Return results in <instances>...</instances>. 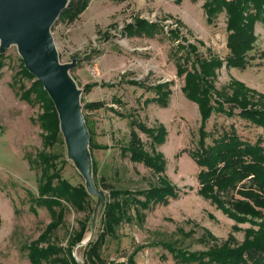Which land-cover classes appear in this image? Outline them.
Instances as JSON below:
<instances>
[{"label": "rangeland", "instance_id": "rangeland-1", "mask_svg": "<svg viewBox=\"0 0 264 264\" xmlns=\"http://www.w3.org/2000/svg\"><path fill=\"white\" fill-rule=\"evenodd\" d=\"M203 2L184 0L176 6L173 0H128L119 4L90 0L74 23L58 21L51 29L59 61L70 63L77 59L69 74L81 91L82 113L93 131V143L106 146L105 150H89L97 167L95 177L92 175L93 183L104 193L94 235L102 227L101 217L108 201L109 191L105 190V185L117 190L139 191L158 184L151 170L129 161L128 155L121 153L130 141L131 119L148 127L160 123L167 130L165 142L156 151L166 162L163 176L177 188L178 196L164 205L144 210L142 221L132 220L116 228L114 236L107 237L100 249L105 264H129V258L134 264H183L177 263L164 245L186 253L205 252L215 247L239 248L253 242L254 234L264 226V217L252 218L238 213L233 217L198 194L199 168L191 153L197 146L200 116L197 106L181 92L183 80L176 76L175 62L170 56L176 42L169 36V30L175 28L174 21L180 20L184 24L180 27L181 36L190 42L202 41L204 47L197 44L202 54L207 55L205 48H208L212 54L224 58L228 54L225 15L220 14L214 23L208 24L202 12ZM135 17L157 22L161 30L150 38H128L123 34V27ZM166 20L172 24L165 23ZM255 35L257 39L247 55L246 68L223 65L215 80L218 90L235 80L264 94V77L259 73L264 70V24H255ZM3 55L0 68V264H31L28 248L50 222L47 209L35 203L41 178L37 156L46 152L58 156L57 169L65 180L83 186L84 181L67 158L61 134V141L51 149H44L38 124L42 113L40 104H27L19 98L21 86L28 88L32 81L18 74L21 59L15 46ZM131 80L144 84L135 87L128 84ZM165 81L171 82L168 105L165 108L152 103L143 106V101L153 96L147 87ZM92 83L98 86L84 90V85ZM101 84L107 86L101 87ZM92 101H102L105 107L83 110L85 104ZM230 126L244 141L254 143L260 138L264 147V130L237 115L226 118L213 114L206 124L209 133L206 143H211ZM138 136L150 152V140L139 132ZM247 185L242 182L232 191L234 199H243L237 190ZM89 196L85 212L66 206L63 223L50 241L66 251L67 260L72 256L76 264H88L87 244L78 246V243L74 247L68 244L88 214L90 221L86 222L88 230L82 241L90 235L97 196ZM131 213L133 215V211Z\"/></svg>", "mask_w": 264, "mask_h": 264}, {"label": "trees", "instance_id": "trees-1", "mask_svg": "<svg viewBox=\"0 0 264 264\" xmlns=\"http://www.w3.org/2000/svg\"><path fill=\"white\" fill-rule=\"evenodd\" d=\"M108 1L121 3L127 0ZM182 1L173 0L178 4ZM89 2L90 0H69L54 25L58 21L65 24L74 23L86 10ZM202 7L208 24L214 23L220 14L225 15L228 54L224 58L212 54L209 49H206L207 55H204L196 44L188 43L181 37L177 29L169 31V36L176 42L170 56L175 62L176 76L183 80L182 94L188 101L197 105L200 116L197 146L191 153L199 168L198 194L204 199L211 200L218 208L227 211L233 217L238 213L252 218H262L264 217L261 211H264V147L261 139L258 138L254 143L244 141L236 133L235 128L230 126L229 130L222 132L207 144L209 133L206 131V124L213 114H220L226 118L237 115L242 120L264 130V94L251 90L235 80H231L226 87L219 90L215 87L218 71L223 65L227 68H246L247 55L257 39L255 24H264V0H204ZM155 27V24L146 20L136 19L133 23L127 24L124 31L127 36L142 34L152 36ZM3 56L0 54V68L3 65L1 63ZM18 74L32 81L28 88L21 86L22 92L19 90V98L27 104H40L42 113L38 116V124L42 131V143L44 149H51L61 141L53 103L43 90L42 84L24 68L22 61ZM129 83L134 86L141 85L137 81ZM93 86L95 84L87 85L84 90L88 91ZM147 90L152 92L153 96L146 98L143 101L144 105L156 103L161 107L167 106L171 95L170 82L147 87ZM104 107V102L92 101L86 103L83 110L95 111ZM236 110L238 113H235ZM88 131L89 150H105L106 146L93 143V131L89 128ZM137 131L150 140V152L146 151ZM166 136L167 131L163 125L148 127L131 119L130 141L121 149V153L127 154L129 161L140 163L151 170L157 176L158 184L139 191L117 190L105 185V190L109 193L101 217L102 227L85 247L88 264H105L100 249L106 238L114 236L116 228L121 224L137 219L142 221L144 210L164 205L170 198H177V188L163 176L166 166L164 157L156 151V148L165 142ZM57 157L47 152L37 156L41 178L35 203L47 209L50 222L28 248L31 264L43 262L76 264L72 256L70 261L67 260L66 251L52 245L50 241L63 223L66 206L78 212H85L88 209L90 196L82 184L72 185L61 176L60 169H57L56 165ZM92 169V175L95 177L97 167L93 160ZM242 182L243 184L247 182L248 185L237 190L243 199L236 200L232 196V191ZM89 221L88 214L85 221L79 223V229L70 238L68 247H74L83 240L85 231L88 230L86 222ZM260 229L254 234L253 242L239 248L215 247L198 253L177 251L170 245H164V248L177 263L183 264H264V226L261 225ZM128 263L134 264L133 259L129 258Z\"/></svg>", "mask_w": 264, "mask_h": 264}, {"label": "water", "instance_id": "water-1", "mask_svg": "<svg viewBox=\"0 0 264 264\" xmlns=\"http://www.w3.org/2000/svg\"><path fill=\"white\" fill-rule=\"evenodd\" d=\"M68 1L0 0V54L15 46L24 68L42 84L57 114L67 158L80 173L87 194L97 196L90 235L78 244L83 246L94 237L104 193L92 180L90 135L82 113L81 91L69 74L77 59L61 63L51 33Z\"/></svg>", "mask_w": 264, "mask_h": 264}, {"label": "crops", "instance_id": "crops-1", "mask_svg": "<svg viewBox=\"0 0 264 264\" xmlns=\"http://www.w3.org/2000/svg\"><path fill=\"white\" fill-rule=\"evenodd\" d=\"M128 1V0H127ZM184 1V0H183ZM182 1V2H183ZM194 1V0H193ZM111 2V1H110ZM126 2V1H125ZM181 2V3H182ZM113 3H115V2H113ZM121 3H124V2H121ZM175 3V2H174ZM181 3H175V5L176 6H178V5H180ZM119 4V3H118ZM87 9V8H86ZM85 12V11H84ZM83 12V13H84ZM202 12H203V14L205 15V12H204V10H203V7H202ZM82 13V14H83ZM176 13V12H175ZM170 15H172V16H175V15H173V13H170ZM136 19H143V20H146V21H148L147 19H144V18H142V17H135L133 20H131L129 23H126L125 25H124V27L127 25V24H131V23H133ZM205 19H206V15H205ZM149 23H152V24H155L156 25V27H155V29H154V34L152 35V36H147V35H145V34H142V35H134V36H127L126 34H125V31H124V27H123V34L126 36V37H128V38H131V37H142V36H147L148 38H150V37H153L154 35H155V33L158 31V29L159 30H161V28H160V25L157 23V22H150V21H148ZM165 23H168V24H172V22L171 21H169V20H166V21H164ZM206 22H207V20H206ZM174 23H175V28L174 29H177L178 31H179V35H180V27H184V24L180 21V20H177V21H174ZM170 30H173V29H170ZM169 30V31H170ZM187 32H188V30H187ZM181 36V35H180ZM181 37H183V36H181ZM184 38V37H183ZM227 38V37H226ZM185 40H187V42L188 43H194V44H198V45H200V43H202V45H200V46H202V47H204L205 45H204V43L202 42V41H199V40H197V39H194L192 42H190L188 39H186V38H184ZM200 42V43H199ZM225 48H226V43H225ZM206 49H208V48H205V50ZM226 50H227V48H226ZM200 51V50H199ZM260 73V76L261 77H264V70H261V72H259ZM131 81H137V80H131ZM130 82V81H129ZM128 82V84H130ZM137 82H139V83H141V85H139V86H135V87H141V86H143V84H144V82H140V81H137ZM165 82H168V81H165ZM161 83H164V82H161ZM161 83H156V84H161ZM92 84H95V86H93V87H91L89 90H91L92 88H95V87H97L98 86V83H92ZM156 84H154V85H156ZM87 85H91V84H86V85H84V88H85V86H87ZM130 85H132V84H130ZM154 85H151V86H154ZM101 87H106L107 85L106 84H101L100 85ZM108 86H111V85H108ZM132 86H134V85H132ZM151 86H148V87H151ZM170 87H171V82H170ZM251 89V88H250ZM170 90H171V88H170ZM252 90H254V89H252ZM254 91H256V90H254ZM182 92V91H181ZM257 92V91H256ZM259 93V92H258ZM171 94H172V91H171ZM260 94H262V93H260ZM171 96V95H170ZM184 96V95H183ZM185 97V96H184ZM170 98V97H169ZM186 99V98H185ZM187 100V99H186ZM169 101V100H168ZM151 104V103H150ZM152 104H156V103H152ZM194 104V103H193ZM143 106H148V105H144V104H142ZM157 105V104H156ZM168 105V104H167ZM196 105V104H195ZM159 106V105H158ZM197 106V105H196ZM161 107V106H160ZM163 108H165V107H163ZM103 109V108H102ZM100 110V109H99ZM197 110H198V108H197ZM198 113H199V111H198ZM146 125V124H145ZM157 125H163V124H157ZM156 125V126H157ZM164 126V125H163ZM154 127V126H153ZM166 129V128H165ZM167 131V130H166Z\"/></svg>", "mask_w": 264, "mask_h": 264}]
</instances>
